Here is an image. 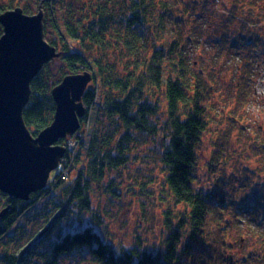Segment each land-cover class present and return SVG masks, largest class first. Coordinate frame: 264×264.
<instances>
[{
  "label": "trees",
  "instance_id": "1",
  "mask_svg": "<svg viewBox=\"0 0 264 264\" xmlns=\"http://www.w3.org/2000/svg\"><path fill=\"white\" fill-rule=\"evenodd\" d=\"M263 6L264 0H228L223 8L218 42L234 40L235 57L241 54L237 86L244 87L239 92L245 100L250 71L241 62L244 48L257 41L245 30L263 22ZM39 7L45 40L60 56L31 82L22 117L32 136L53 121L54 86L85 72L92 81L82 97L80 128L70 137L77 149L61 162L70 175L57 174L27 201L0 192V264H61L75 254L85 264H264L263 195L234 205L221 190L226 179L216 178L206 191L196 187L197 150L216 89L189 60L196 39L185 33L186 9L167 0H0V14L20 8L32 15ZM148 141L153 145L142 150ZM218 153L213 160L221 163ZM156 169L159 186L153 189ZM130 195L140 218L133 239L121 241L112 224L121 210L115 206ZM152 197L164 205L160 212L151 211ZM258 207L263 221L256 222ZM228 209L230 220L224 219ZM154 227L156 243L149 239ZM240 227L262 243L235 259L227 253L230 230Z\"/></svg>",
  "mask_w": 264,
  "mask_h": 264
},
{
  "label": "rangeland",
  "instance_id": "2",
  "mask_svg": "<svg viewBox=\"0 0 264 264\" xmlns=\"http://www.w3.org/2000/svg\"><path fill=\"white\" fill-rule=\"evenodd\" d=\"M167 1L169 4H176L178 7L186 9L183 12L188 17V26L185 33L189 31L192 38L196 39V48L191 50L189 60L193 62V70H203L205 80L209 77L213 78L216 89L209 100L211 109H214V111L210 114L211 118L206 125V130L201 134V141L197 150V166H199V169L197 170L198 183L196 187L206 191L209 189L208 184L214 183L216 178H223L229 183L225 184L221 190L231 196L234 205H241L247 199H251L258 194L263 195L264 198V189L261 187L264 184V147L262 146L264 145V19L262 23L257 24L255 29L247 27L245 30L247 35H254L257 40L252 47L244 48L246 61L241 62V65H247L250 71L251 94L249 96L248 93L245 100V97L241 98L239 92V90L243 91L244 87L238 88L237 86L238 81L241 79L239 70H236L241 54H239V57H235L234 47L236 44H234V40L229 39L225 45L218 42L219 34L225 28L223 8L224 6L227 7L228 0ZM35 10L34 14L38 12V9ZM254 12L259 15L261 11L256 9ZM236 26L238 31L241 27L238 24ZM236 26L231 27L229 32ZM242 43L244 42L240 44ZM244 71L241 74L247 75L245 69ZM244 80L247 82L248 79L245 78ZM208 84H212V82L208 81ZM72 143L73 141H70L69 145H72ZM152 145L153 142L148 141L147 146L143 147L142 150H148ZM220 151L223 160L221 163H217L218 160H213V156L219 154ZM61 166L50 173L47 184L57 174L64 178L70 175L71 168L64 167L62 169ZM139 166L146 168L144 163L139 164ZM133 168L135 167L130 166L128 170ZM149 169H153L152 163L149 164ZM144 170L146 172L147 169ZM158 172V169L152 172L155 179L151 187L153 189L159 186L157 184L159 180ZM122 178H125L124 174ZM245 179L247 181L246 186L243 183ZM158 192L153 193L157 194ZM129 198L131 199L126 200L121 207L115 206L121 210L118 211V218L112 222L113 227L119 231L118 235H120L119 240L121 241H131L133 239L134 228L137 226L134 220L140 218V212L133 203L134 198L131 195ZM260 203L264 206V202L261 201ZM149 206L151 211L156 210L157 212H160L164 207L154 197L149 201ZM258 208V210L261 209ZM231 212L233 211L228 209L224 219L230 220L232 217ZM261 212L263 213L260 210L255 214L256 222L258 220L263 221L260 218ZM115 213L117 212L115 211ZM115 213L113 212L114 217ZM240 225L242 226V221ZM121 231L122 233H120ZM245 231L243 227L230 230L229 243L231 249L227 253L234 255L235 259H240L244 254L255 252L261 246L262 242L256 234L248 237ZM152 232L149 239L156 243L160 238L157 227H154ZM142 234L145 235L147 232L142 231ZM240 236L242 238L239 240ZM61 261V264H85L78 254H75L74 257L68 256Z\"/></svg>",
  "mask_w": 264,
  "mask_h": 264
},
{
  "label": "water",
  "instance_id": "3",
  "mask_svg": "<svg viewBox=\"0 0 264 264\" xmlns=\"http://www.w3.org/2000/svg\"><path fill=\"white\" fill-rule=\"evenodd\" d=\"M40 8L34 15H25L20 8L0 14V192L20 201L45 189L57 169L66 154L58 142L78 131L86 112L82 97L92 81L85 72L67 75L54 86L53 121L32 136L22 117L31 82L60 56L45 40Z\"/></svg>",
  "mask_w": 264,
  "mask_h": 264
},
{
  "label": "built area",
  "instance_id": "4",
  "mask_svg": "<svg viewBox=\"0 0 264 264\" xmlns=\"http://www.w3.org/2000/svg\"><path fill=\"white\" fill-rule=\"evenodd\" d=\"M68 147L71 151H74L75 148L77 147V142L73 141L72 145H69V142H68ZM60 167V165H59Z\"/></svg>",
  "mask_w": 264,
  "mask_h": 264
},
{
  "label": "bare ground",
  "instance_id": "5",
  "mask_svg": "<svg viewBox=\"0 0 264 264\" xmlns=\"http://www.w3.org/2000/svg\"><path fill=\"white\" fill-rule=\"evenodd\" d=\"M26 15V14H25Z\"/></svg>",
  "mask_w": 264,
  "mask_h": 264
}]
</instances>
